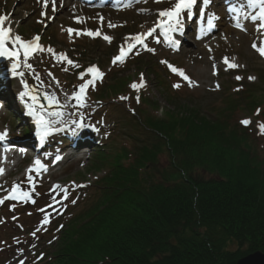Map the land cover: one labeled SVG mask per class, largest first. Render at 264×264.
Listing matches in <instances>:
<instances>
[{
	"label": "rangeland",
	"instance_id": "1",
	"mask_svg": "<svg viewBox=\"0 0 264 264\" xmlns=\"http://www.w3.org/2000/svg\"><path fill=\"white\" fill-rule=\"evenodd\" d=\"M62 6L57 0V10L53 13L51 4L48 9L43 8L42 0H0V14L5 13L8 17L6 25L11 27L13 34H19L25 41L39 35L38 43L45 49L34 51L29 56L27 63L31 64V69L21 66L19 71L24 73L23 77H13L7 65L0 67V98L8 99L12 108V115L0 110V132L7 129L8 137L21 139L23 144H34L38 151L35 159L27 155L19 159L11 153L0 152V168L4 169L3 174H0V198L7 195L6 190L14 183L19 184L21 190L29 192L32 197L29 201L6 200L0 205V264H20L21 260L24 264H39L40 259L44 258L42 263L50 259L53 247L51 240L56 239L61 226L71 220L73 213L84 206L87 196L93 192L97 175L104 174V171L94 168L97 149L105 143L112 146L138 141L136 132L139 128L133 116L139 117L143 110L161 114V108L198 105L214 118H224L228 114V119L234 123L250 119L255 135H261L257 131V120L252 117V111L247 105L236 106L232 113H224L226 107L239 95L244 96L247 104L253 107L259 104L264 108V57L251 47L254 41L258 43L259 36L239 29V32H234L232 28L235 26L227 23L226 11H223L226 12V20L220 21V28L206 37L204 31H201L205 27L206 18L200 16L201 6L198 4L197 18L192 22L185 18L180 37H174L179 32L173 34V38L179 41L175 49L157 31L145 39L147 46L153 48L154 52L138 45L123 63L114 65L112 60L125 38L152 28L158 19V11L169 7L170 0L159 3L148 0L118 13L93 9L82 13L77 10L70 12ZM217 9L219 11L221 8L212 3L207 7V12H216ZM41 11H47L48 15L41 16ZM149 16L155 18L153 22H148ZM77 18L83 22H77ZM109 22L115 27H108ZM221 23H227L231 32H226V25ZM68 28L80 31L81 34L76 35L74 32L70 37ZM86 30H100L101 35L90 37L84 34ZM103 35L112 37L111 42L103 39ZM48 47L53 48L57 54H65L80 67L75 68L66 61L58 62L46 51ZM225 57L230 62L234 58L240 67L227 69L223 63ZM161 61L183 69L195 82L194 86H189L187 81ZM20 63H24L23 54ZM88 65L97 66L104 76L96 82L94 89L89 87L86 106L80 107L71 97L83 82L80 72ZM141 74L145 86L137 92L131 85L139 83ZM238 75L243 79L237 81L235 77ZM249 76L256 79L250 81ZM22 80L37 97L40 94L45 99L46 95L54 94L60 102L59 106L49 107L47 99L46 105L39 101L48 113L45 118L54 121L53 127L57 130L38 143H35L38 135L36 125L32 122L33 117L18 98L24 90ZM113 84L116 86L111 87V91L102 89L95 92ZM176 84L180 87H173ZM238 88L240 90L236 91ZM176 94L177 98L174 97ZM141 95L144 100L158 103L160 110L145 107L142 103L138 106L136 97L140 98ZM121 96L128 97L127 101L121 100ZM54 112L62 115L53 116ZM81 116L85 124L83 128L73 123L79 122ZM57 156L60 159L57 160ZM166 156L161 157L163 164L167 162ZM37 159L45 165V169L35 165ZM28 164L36 169L31 181L27 178L28 171L23 169ZM56 185L61 187L57 189ZM65 189L67 199L64 198ZM45 215L49 216V222L41 227ZM37 228L40 230L36 231ZM34 231L35 236L32 235ZM230 247L234 249L236 244L231 243Z\"/></svg>",
	"mask_w": 264,
	"mask_h": 264
},
{
	"label": "trees",
	"instance_id": "2",
	"mask_svg": "<svg viewBox=\"0 0 264 264\" xmlns=\"http://www.w3.org/2000/svg\"><path fill=\"white\" fill-rule=\"evenodd\" d=\"M245 101L224 113L255 114ZM161 112L133 117L138 141L97 150L104 174L39 264H235L264 251V135L198 105ZM255 116L264 122V108Z\"/></svg>",
	"mask_w": 264,
	"mask_h": 264
},
{
	"label": "snow or ice",
	"instance_id": "3",
	"mask_svg": "<svg viewBox=\"0 0 264 264\" xmlns=\"http://www.w3.org/2000/svg\"><path fill=\"white\" fill-rule=\"evenodd\" d=\"M157 3L162 2V0H156ZM49 4H51V11L54 13L57 10V0H42V5L44 9H48ZM200 5V16L202 18H206L207 29L211 30L215 27V21L219 19V16L215 12H207V7H210L212 4V0H170V6L158 11L157 16L158 19L155 25L150 28L147 32L137 33L135 35L129 36L125 38L124 44H122L119 48V54L114 56L112 63L115 65L117 63H123L126 57L133 52L137 46L144 47L149 52H154L153 48H149L145 43V39L147 37L152 36L154 32H157V29L160 30L161 34L164 37L165 42L169 44L173 49H175L179 41L173 38V34L180 32L184 27V19H191L196 13L194 11L197 5ZM247 7L244 6H237V5H229L226 7L225 11L233 16V19L236 21L235 27L240 28L242 31H246L247 29L243 24L240 23V20H250L253 22L256 32L260 35L258 37L259 43L254 41L251 44L252 49H254L261 57H264V0H246ZM248 9H253L255 11L249 12ZM41 16H47V11H41ZM103 21V17L100 18ZM8 17L6 15H0V57L6 58L10 60L11 63V75L13 77H23L24 73L19 71L21 66L27 69H31V64L27 63L29 56L34 51H45L43 46H41L38 41L40 40L39 35L35 36L32 40L25 41L21 38L19 34H13L12 29L10 26H6V21ZM42 22V21H41ZM77 22L82 23L79 18H77ZM108 27H115V25L109 22ZM205 29H201L204 31ZM68 35L71 37L72 34L75 32L76 35H80L81 32L77 31L72 28L67 29ZM84 34L90 37L100 36V30L91 31L86 30ZM103 39L108 41L109 43L112 40V37L103 35ZM159 43L160 41L157 40ZM21 50H23V60L24 63L21 65ZM47 52L52 54L58 62L66 61L69 65H72L75 68H79L80 65L74 63L72 60L68 59L67 56L63 53L57 54L55 50L51 47L46 49ZM138 54V53H137ZM161 63L166 64L168 68L171 69L173 73H177L181 76L185 81L188 82L189 86H194L195 82L192 81L185 73L183 69H178L173 65L169 64L167 61H161ZM223 63L227 66V69H236L240 67L239 64L234 62L233 60L230 62L228 57H225ZM213 69H215V65H213ZM67 69H65L66 71ZM215 74V72H214ZM80 79L83 81L79 86L78 90L75 91L71 97V99L75 100L76 103L80 107L86 106V97H87V90L91 86L93 89L95 88L96 81L101 80L104 76V73L99 70V68L95 65L89 66L84 71L80 72ZM88 77L87 79L85 77ZM38 78V77H37ZM235 79L237 81L242 80L243 77L236 76ZM256 78L254 76H249L248 80L253 81ZM24 90L19 93V100L24 104L28 114L34 118L35 125H36V133L40 137V139H44L51 132L56 131L53 127L54 121L50 119H46V115L48 114L44 106L40 104L39 99L36 95L32 94L28 85L21 81ZM145 86V81L143 78V74H141L139 83H133L131 87L139 92L141 88ZM175 88H179L180 85L176 84L173 85ZM219 88V84L216 86ZM240 89H236L239 91ZM45 99L49 102V107L52 106H59L60 102L58 98L53 95H46ZM121 100H127L128 97L121 96ZM139 96L136 97L137 103H139ZM3 107V105H0ZM259 109H257V114H259ZM53 116L59 117L62 115L60 112L52 113ZM74 124H77V127L83 128L85 124L83 123V116H81L80 121H73ZM243 126H249L252 124L250 119H243L240 121ZM89 127H93L90 126ZM259 129V134L264 135V122H261L257 125ZM98 131V129H94ZM8 136V131L5 129L4 131L0 132V141H3ZM7 151V149H5ZM21 151H24L21 149ZM56 159H60L59 156ZM36 166H39L40 169H45V165L40 161L36 160ZM35 168L28 169V180H32V173L35 171ZM4 169L0 168V174H3ZM61 186L56 185V188L59 189ZM7 191V195L0 198V205L4 204L6 200H24L29 201L32 199L31 194L27 191H22L19 184L14 183L12 187ZM64 198L67 199V190H64ZM35 202L34 200L32 201ZM75 203V201H73ZM43 211V210H41ZM49 222V216L45 215L43 221L41 222V227L44 224ZM62 227V226H61ZM40 229L37 228L36 231ZM33 236L36 235L34 231L32 233ZM20 264H24V261L21 260Z\"/></svg>",
	"mask_w": 264,
	"mask_h": 264
},
{
	"label": "bare ground",
	"instance_id": "4",
	"mask_svg": "<svg viewBox=\"0 0 264 264\" xmlns=\"http://www.w3.org/2000/svg\"><path fill=\"white\" fill-rule=\"evenodd\" d=\"M214 1V0H213ZM237 1V0H236ZM68 9V10H67ZM75 10H80L79 8H77V9H73V8H71L70 6L69 7H67L66 8V11H70V12H73V11H75ZM81 11V10H80ZM197 11H195V13H196ZM81 13H82V11H81ZM154 17L153 16H149V21L148 22H150V21H154ZM232 23H234V24H236V21L233 19V16H232ZM71 23H73V22H71ZM240 23L241 24H243L244 26H245V28L247 29L245 32L246 33H256L258 36L260 35L258 32H256V30H255V27H254V24H253V22L252 21H250V20H243V19H241L240 20ZM69 24V23H68ZM72 25V24H71ZM233 29V31L234 32H239L238 31V29L235 27V28H232ZM231 27H229V26H225V31L226 32H231ZM188 31H191L190 29H187ZM157 31H160V30H158L157 29ZM194 37V36H193ZM258 41V40H257ZM258 43H259V41H258ZM3 99L2 98H0V105H4V102L2 101ZM10 140H12V141H16V142H14L15 143V145L14 144H11V143H9L10 145H12V150H14V151H20V147H22V146H24V145H22V140L21 139H4L3 141H0V144H3L4 142H8V141H10Z\"/></svg>",
	"mask_w": 264,
	"mask_h": 264
},
{
	"label": "water",
	"instance_id": "5",
	"mask_svg": "<svg viewBox=\"0 0 264 264\" xmlns=\"http://www.w3.org/2000/svg\"><path fill=\"white\" fill-rule=\"evenodd\" d=\"M235 264H264V251L257 250L241 257Z\"/></svg>",
	"mask_w": 264,
	"mask_h": 264
}]
</instances>
